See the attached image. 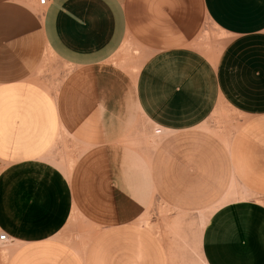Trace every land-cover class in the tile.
Wrapping results in <instances>:
<instances>
[{"label":"crops","instance_id":"obj_1","mask_svg":"<svg viewBox=\"0 0 264 264\" xmlns=\"http://www.w3.org/2000/svg\"><path fill=\"white\" fill-rule=\"evenodd\" d=\"M0 234V264H264V0H0Z\"/></svg>","mask_w":264,"mask_h":264},{"label":"rangeland","instance_id":"obj_2","mask_svg":"<svg viewBox=\"0 0 264 264\" xmlns=\"http://www.w3.org/2000/svg\"><path fill=\"white\" fill-rule=\"evenodd\" d=\"M180 222V221H179ZM204 224V217L203 216H200V218H197L193 225L189 226V235L187 237H189V242H199V238H200V233H201V228ZM192 246L196 248V252H197V245L194 243L192 244ZM194 263L193 264H204L202 263L201 259L199 258V255L197 257V254L196 256H194Z\"/></svg>","mask_w":264,"mask_h":264},{"label":"built area","instance_id":"obj_3","mask_svg":"<svg viewBox=\"0 0 264 264\" xmlns=\"http://www.w3.org/2000/svg\"><path fill=\"white\" fill-rule=\"evenodd\" d=\"M46 1L47 0H39V2H40V4H42V5H44L45 3H46ZM161 129L160 128H158L157 130H156V132L157 133H161ZM0 240L1 241H6L7 240V235L6 234H0Z\"/></svg>","mask_w":264,"mask_h":264}]
</instances>
